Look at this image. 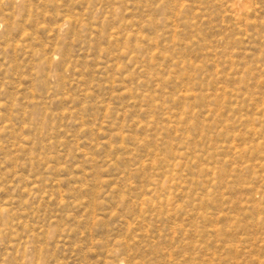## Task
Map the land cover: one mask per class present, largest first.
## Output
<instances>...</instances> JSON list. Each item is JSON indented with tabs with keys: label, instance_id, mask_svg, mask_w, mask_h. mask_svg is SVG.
<instances>
[{
	"label": "rangeland",
	"instance_id": "obj_1",
	"mask_svg": "<svg viewBox=\"0 0 264 264\" xmlns=\"http://www.w3.org/2000/svg\"><path fill=\"white\" fill-rule=\"evenodd\" d=\"M0 264H264V0H0Z\"/></svg>",
	"mask_w": 264,
	"mask_h": 264
}]
</instances>
